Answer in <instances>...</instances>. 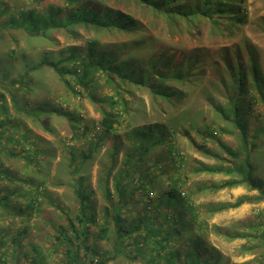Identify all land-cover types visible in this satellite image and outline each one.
Wrapping results in <instances>:
<instances>
[{"label":"trees","instance_id":"trees-1","mask_svg":"<svg viewBox=\"0 0 264 264\" xmlns=\"http://www.w3.org/2000/svg\"><path fill=\"white\" fill-rule=\"evenodd\" d=\"M246 1L0 0L1 33L12 36L22 31L31 38L52 40V35L62 32L73 39L12 81L24 89L22 95H12L14 113L0 93V215L30 222L43 211L47 199L66 219L65 224H55L51 246L53 254L63 256L61 264H229L230 258L208 241L206 218L249 202H264L260 55L246 41V51L239 44L219 50L187 48L179 63L177 51L170 52L177 41H193L205 29L212 38L240 40L249 18ZM80 30L95 35L84 46L76 44L82 39ZM109 34L126 40L102 43L100 38ZM165 37L167 41L161 39ZM7 53L9 60L18 59V48ZM43 69H51L69 94L90 100L100 112L98 121L92 126L81 124L86 120L81 111L61 102L26 104L24 92L31 90L32 74ZM196 97L212 107L222 125L200 126L191 119V109L183 107ZM22 113L42 123L50 116L67 119L72 136L62 140L70 181L62 186L73 193L75 214L49 191V185L61 184L45 170L49 164L42 149L45 141L42 145L32 136ZM180 135L211 162H190L180 148ZM107 137L113 138V145L107 160L98 163V188L105 203L98 209L97 190L90 185L87 170L94 167ZM15 140L18 152L4 146ZM81 140H85L82 147L71 144ZM208 141L217 143L218 149ZM13 158L26 161L23 171L12 170ZM201 174L227 179L191 183L190 188L191 175ZM161 178L168 181L165 187H159ZM241 187L258 194L242 196L235 203H195L202 194ZM27 229L24 224L12 239L18 264H23L19 237ZM247 229L227 233L247 240L244 254L257 255L236 264H264V222L250 223ZM5 246L0 242V248ZM30 246L24 257L43 264L40 247ZM7 256L6 250H0V264H7Z\"/></svg>","mask_w":264,"mask_h":264},{"label":"rangeland","instance_id":"rangeland-1","mask_svg":"<svg viewBox=\"0 0 264 264\" xmlns=\"http://www.w3.org/2000/svg\"><path fill=\"white\" fill-rule=\"evenodd\" d=\"M246 7L249 11V18L240 40H228L222 37L212 38L208 35V29H205L201 32L199 38L194 39L193 41H189L185 38L183 41L178 42V38H176V49L171 51L170 54L177 51L175 60L179 63L182 60L181 52L187 48L210 46L215 50H219L223 46L232 47L239 44L241 48L246 51L247 46H244L246 41L254 46L258 51L261 65L264 70V0H247ZM1 34L4 35V38L0 40V93L5 94L8 104L7 106L10 107L11 112L14 113L12 95L20 96L23 94L22 90L24 89L20 83L13 84L12 81L20 79L21 75L25 74L26 70L30 67V64L39 62L47 57L46 55L48 54H56V51L72 44L73 39L65 36L62 32L52 35V37H54L52 40L46 38H31L22 31L16 32L12 36H10L12 33L9 34L3 31L2 33L0 32V35ZM80 34L82 39L77 41L76 44L81 46L85 45V40L95 36L94 33H87L84 30H80ZM13 37H15L17 41H14ZM100 39L102 43L126 40L125 37H118L115 34L103 35ZM161 39L163 41H167V37ZM13 47L18 48L17 60H9L7 57V52H10ZM24 53L25 55L23 57L22 55ZM32 76L34 77V80L32 83L30 82L31 85L28 84L31 86V90H29V93L26 91L24 92L25 94L27 93L26 104L33 107L34 104H40L46 101H49L51 105L61 102L65 107L68 106L71 109L81 111V114H83L86 118V120L82 121L81 124L86 123L92 126L94 121H98L100 112L96 106L93 105L87 98L79 99L69 94L51 69H43L40 72H34ZM141 97L148 99L147 95H142ZM185 105L186 107L183 108L191 109L190 117L191 119H194V122L198 123V125L201 126L204 122H214L218 125L223 124L221 118L213 111L210 105L203 101L202 98H192L187 101ZM21 118L25 122V127L32 132V136H34V138L40 139V143L42 145L45 141L42 149L49 158V164L47 166L45 165V170H49L51 177L56 178L58 180V184H61V186L58 187L49 185V191H53L55 194H58L66 208H71V213L75 214L76 202L73 198V193L69 187L62 186L64 183H68L70 181L68 179V160L66 153L63 151L64 147L62 140L66 139L67 142L72 136V131L67 119L64 117L50 116L45 118V122L42 123L40 121H36L32 116H26L23 113L21 114ZM14 129L16 132L21 131L19 128ZM98 131L99 130H97V132ZM193 135L195 136V133H193ZM225 139L231 141L230 137ZM41 140L43 142H41ZM198 140H200V137H198ZM16 141L17 140L4 146L6 148H10V150L12 149L14 152H18L20 148L15 144ZM84 141L85 140H81L79 143L71 142V144L82 147V143ZM178 141L181 150L189 157L190 162L193 164L195 159L211 162L203 158L201 154L197 153L188 139L184 136L180 135ZM207 144L212 148L218 149V145L214 141H208ZM112 145L113 138L107 137L105 143L101 147V154L98 155L94 167L87 170V174L90 176L89 183L97 190L96 199L98 209L105 204L102 197V191L98 188V163L103 160V158L107 160L106 154ZM25 163L26 161L22 158H13L9 161V165H11L13 171H23ZM224 179H227L224 175H191L188 184L191 188V183H194L195 185L207 182H220ZM167 184L168 181L161 178L159 187H165ZM185 189L187 192L188 189L186 187ZM155 194L156 193L153 192L151 197H154ZM257 194L258 192L256 191H248L246 188L241 187L237 189H226L217 193L208 192L200 195L198 198H196V196L193 197L196 198V205L198 204L200 206V204L210 203H235L238 198L242 196H254ZM43 202V211H41L39 215L35 216L30 222L22 221L18 217L13 218L12 221H10L9 218L0 215V242H3L6 245L5 247L0 248V250H6L8 252L7 264H18L16 261V254L13 249L12 239L14 238V235L20 231L21 226H24V224H26L29 229L25 231L24 236L19 237L21 241L20 257L22 259V263L32 264L30 258H25L24 255L30 253V245L35 244L40 247L44 254L45 262L43 264H61L63 256L53 254L51 246L54 243L53 237L56 234L54 229L55 224H65L66 219L64 218V215L59 213V211H56L53 206L49 204L47 199ZM258 220L261 223L264 222V202H249L236 209H231L206 218L208 228L205 230V234L207 235L209 242L220 249L225 256L230 258L229 264L243 263L252 260L257 255L252 253L244 254L242 246L246 244L247 240L240 238L234 239L230 237L229 234H233L234 232H247L249 224L257 222ZM260 251H262V249ZM117 264L126 263L121 261ZM136 264H145V262L141 261Z\"/></svg>","mask_w":264,"mask_h":264}]
</instances>
